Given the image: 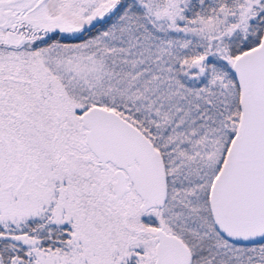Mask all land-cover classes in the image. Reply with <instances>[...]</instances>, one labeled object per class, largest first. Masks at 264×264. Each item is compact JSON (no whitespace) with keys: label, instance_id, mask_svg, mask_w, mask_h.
I'll return each instance as SVG.
<instances>
[{"label":"snow or ice","instance_id":"snow-or-ice-1","mask_svg":"<svg viewBox=\"0 0 264 264\" xmlns=\"http://www.w3.org/2000/svg\"><path fill=\"white\" fill-rule=\"evenodd\" d=\"M0 264H264V0H0Z\"/></svg>","mask_w":264,"mask_h":264}]
</instances>
